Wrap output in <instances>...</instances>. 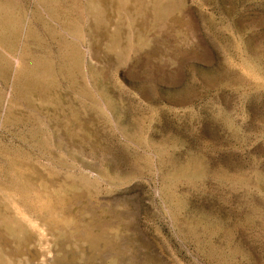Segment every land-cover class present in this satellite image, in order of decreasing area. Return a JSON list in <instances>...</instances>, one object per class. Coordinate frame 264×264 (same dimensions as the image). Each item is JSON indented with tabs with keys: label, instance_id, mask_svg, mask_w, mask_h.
<instances>
[{
	"label": "rangeland",
	"instance_id": "obj_1",
	"mask_svg": "<svg viewBox=\"0 0 264 264\" xmlns=\"http://www.w3.org/2000/svg\"><path fill=\"white\" fill-rule=\"evenodd\" d=\"M0 264H264V0H0Z\"/></svg>",
	"mask_w": 264,
	"mask_h": 264
}]
</instances>
